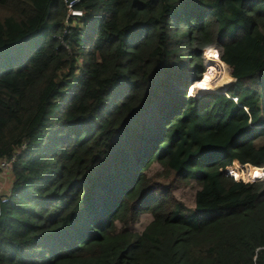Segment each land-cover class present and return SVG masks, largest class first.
<instances>
[{
    "label": "trees",
    "instance_id": "obj_1",
    "mask_svg": "<svg viewBox=\"0 0 264 264\" xmlns=\"http://www.w3.org/2000/svg\"><path fill=\"white\" fill-rule=\"evenodd\" d=\"M1 160L0 264H264V0H0Z\"/></svg>",
    "mask_w": 264,
    "mask_h": 264
},
{
    "label": "clouds",
    "instance_id": "obj_2",
    "mask_svg": "<svg viewBox=\"0 0 264 264\" xmlns=\"http://www.w3.org/2000/svg\"><path fill=\"white\" fill-rule=\"evenodd\" d=\"M70 16H72L74 18H82L83 13H82V11H71L70 12ZM219 56H220L219 51L213 45H209V44L202 45V52L197 57L194 58L196 60L194 65H191L192 62L190 61V65L192 66V70H194V71L192 73L190 71L189 73L185 74L186 79L183 81V84L180 86V88H182V90L184 91L185 96L187 98H191L193 100H197V99H200L201 97H203L204 95L224 94L227 98L231 99L235 103L237 102L236 98H230L226 94V88H228L230 85H232L233 83L236 82V80L234 78H232V77L231 78H232L233 81L230 84H228L227 86L225 85L224 88H221V89H218V88L221 87V86L219 87L218 82L210 84V86L207 89L206 88H197V87H195V85H198L199 82H202V79L204 80V83L201 84V85H206L207 86V81H208L210 75L213 72H215V68H211V67L206 69V71L203 68L204 70L201 72V68H200L201 60H204V61H206L207 59L208 60H215L218 63H220V66H221L222 69H225V71H227V66L221 60H219L220 59ZM208 60H207V62H208ZM197 61L199 62L198 64H197ZM224 78L228 79L230 77H228L227 74H226ZM235 164L239 165V167L243 168L245 171L248 168L249 169L250 168H254L253 171H252L253 179H255L257 177L264 178V167L255 168V167H252V166H250L248 164L241 165L237 161H233L230 166H227V167L221 169L220 170V174L222 175V172L224 170H226L227 168H233ZM233 175L235 176V174H233ZM235 179L237 181L236 180H233V181H235L236 183H241V182H239V179H240L239 176H235ZM257 181H263V179H260V180H257ZM247 182H248V180L245 179V184L244 185L248 184ZM254 182H256V181H254Z\"/></svg>",
    "mask_w": 264,
    "mask_h": 264
},
{
    "label": "rangeland",
    "instance_id": "obj_3",
    "mask_svg": "<svg viewBox=\"0 0 264 264\" xmlns=\"http://www.w3.org/2000/svg\"><path fill=\"white\" fill-rule=\"evenodd\" d=\"M207 60L206 61L201 60V63H200L201 72L204 69H206V67H208V68L214 67V66L216 67L217 63H215L214 60H208V62H207ZM193 61H191V62H193ZM226 74L230 78L225 79V80L223 78V80H220L218 82V85H219V87L220 86L221 87L218 88V89L224 88L225 85L227 86L228 84H230L233 81L232 78H231V76H230V72H229V69L228 68H227ZM155 169H157V166L152 165V167H151V169H150V171L148 173V175H149L150 178L155 174V172H156ZM262 179L264 180V178H262ZM256 182H258V181H256ZM247 183L248 184L254 183V181L253 182H247ZM9 188H10V181H9L8 177H6V178L5 177H1L0 178V194L3 193V192L4 193H7V191L9 190ZM175 197L177 199L182 200L185 203V205L191 206V203H192V201H191V190L188 187L186 189H184V190L182 189V190L176 191L175 192Z\"/></svg>",
    "mask_w": 264,
    "mask_h": 264
},
{
    "label": "built area",
    "instance_id": "obj_4",
    "mask_svg": "<svg viewBox=\"0 0 264 264\" xmlns=\"http://www.w3.org/2000/svg\"><path fill=\"white\" fill-rule=\"evenodd\" d=\"M73 13V12H72ZM13 160H1L0 161V178L1 177H8L9 171L11 169ZM2 202H5L6 199L1 200Z\"/></svg>",
    "mask_w": 264,
    "mask_h": 264
},
{
    "label": "snow or ice",
    "instance_id": "obj_5",
    "mask_svg": "<svg viewBox=\"0 0 264 264\" xmlns=\"http://www.w3.org/2000/svg\"><path fill=\"white\" fill-rule=\"evenodd\" d=\"M201 87H204V86H206V85H200Z\"/></svg>",
    "mask_w": 264,
    "mask_h": 264
}]
</instances>
